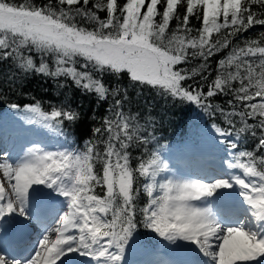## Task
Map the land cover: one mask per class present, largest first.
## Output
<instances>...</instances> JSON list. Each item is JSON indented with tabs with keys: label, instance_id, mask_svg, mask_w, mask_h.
Here are the masks:
<instances>
[{
	"label": "snow or ice",
	"instance_id": "obj_1",
	"mask_svg": "<svg viewBox=\"0 0 264 264\" xmlns=\"http://www.w3.org/2000/svg\"><path fill=\"white\" fill-rule=\"evenodd\" d=\"M29 77L63 98L14 102ZM145 89L208 117L195 174L165 154ZM5 107L0 264H133L161 247L147 264H264V0H0Z\"/></svg>",
	"mask_w": 264,
	"mask_h": 264
},
{
	"label": "trees",
	"instance_id": "obj_2",
	"mask_svg": "<svg viewBox=\"0 0 264 264\" xmlns=\"http://www.w3.org/2000/svg\"><path fill=\"white\" fill-rule=\"evenodd\" d=\"M36 2L40 3L41 0H36ZM193 24L197 25L198 22L193 21ZM260 29L261 26H257V31L252 33V38L258 36ZM129 91H131V88H129ZM18 92L23 93V95L9 94L14 102L16 100H30L32 96H36L37 98H43L42 105L44 107L55 104L63 98L56 92L54 87H48L40 77H29L24 80ZM69 95H72V93H69ZM144 98H147L150 103H153V115H155L157 121L161 122L159 130L156 132L161 144L170 146L178 142L195 141L199 136V131L206 127L208 117L204 116L194 105L180 103L173 105L170 100L165 101L147 89L144 90V94L141 97V99ZM223 101L224 98H221L218 102L223 103ZM75 103L80 105L81 110L85 113L90 109L95 112L102 111L93 104V98L91 97H83L77 94L75 96ZM0 117H8L6 107L0 109ZM92 123L91 120H85L80 128V133L77 132L76 128L71 129L72 135L70 139L75 141V147H83V141L89 138ZM81 133L83 134V139H79ZM134 254H129L128 259L133 257Z\"/></svg>",
	"mask_w": 264,
	"mask_h": 264
},
{
	"label": "rangeland",
	"instance_id": "obj_3",
	"mask_svg": "<svg viewBox=\"0 0 264 264\" xmlns=\"http://www.w3.org/2000/svg\"><path fill=\"white\" fill-rule=\"evenodd\" d=\"M6 120H7V118H2L0 120V133L8 138V132L13 133V130H12L10 124L5 123ZM1 127H3V132L1 130ZM204 129L205 128H203L199 131V136L196 138L195 141L184 142V143H181V142L174 143V144L169 146L170 151H166L165 154L168 155L172 159L171 155L177 154L180 152L181 160L179 161V163H181L182 161H188V159L190 158L189 155L194 154V152H196V154H198L200 140H201V134L204 131ZM11 140H13V139L10 138L9 141H11ZM203 161H205V160H203ZM203 161H201V162H203ZM201 162H199L198 160L193 162V160H192V162H190L191 169H195V168L200 167L202 164H199V163H201ZM193 171H197V170H193ZM37 227H40V226H37ZM19 254L20 253L18 250H16L14 253V255H19ZM156 254L161 256V257H162V255H164V257H167L166 250L161 247V249H159L155 253L149 254V253H145V252H137L133 255V257H130L129 260L132 261L133 264H144L147 261H150L154 256H157ZM155 258H157V257H155ZM82 259H87V258L85 257Z\"/></svg>",
	"mask_w": 264,
	"mask_h": 264
},
{
	"label": "bare ground",
	"instance_id": "obj_4",
	"mask_svg": "<svg viewBox=\"0 0 264 264\" xmlns=\"http://www.w3.org/2000/svg\"><path fill=\"white\" fill-rule=\"evenodd\" d=\"M1 130H2V127H1ZM1 134V133H0ZM7 138V137H6ZM8 138L10 139H14V132L13 133H11V132H8ZM196 152H194V154H195ZM194 154H192V155H194ZM172 156V160L173 161H176V162H179L180 160H181V156H180V152L179 153H177V154H173V155H171ZM206 163V161H203V162H201V163H199V164H205ZM38 228H40V227H38ZM40 230L42 231V228H40ZM36 238V233H33V239H35ZM10 251H12V254L14 255V253H15V251H16V249H10ZM150 254V253H149ZM168 257H164V256H162V257H157L156 258V260H163V259H167ZM150 261H155V259L153 260H150ZM148 262V261H147ZM147 262L146 263H144V264H147Z\"/></svg>",
	"mask_w": 264,
	"mask_h": 264
}]
</instances>
